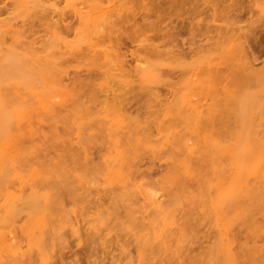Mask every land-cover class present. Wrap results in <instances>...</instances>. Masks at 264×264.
<instances>
[{"label":"rangeland","instance_id":"374dc122","mask_svg":"<svg viewBox=\"0 0 264 264\" xmlns=\"http://www.w3.org/2000/svg\"><path fill=\"white\" fill-rule=\"evenodd\" d=\"M108 1L116 2L102 0V6ZM263 5L264 0H131L132 12L114 17L112 28L96 38V53L72 50L80 25L64 0H49L18 18L22 42L40 50L37 84L61 82L65 91L64 103L50 113L25 96L21 107L35 108L32 130L24 123L16 135L20 154L15 164L27 178L23 187L35 185L49 193L44 242L49 264H221L213 187L228 172L230 160L210 142L232 143L236 134L264 141ZM14 16L11 0H0V21ZM53 26L63 44L51 37ZM8 37L5 42L1 36L0 53L13 44ZM235 39L240 43L231 51L214 52ZM145 46L179 54L174 61L170 53L174 62L159 67L154 84L136 72L135 58L141 66L154 61L151 56L156 60ZM205 48L213 53L209 58ZM196 51L205 62L215 56L213 63L219 65L213 71L204 68L205 62L199 67L202 56ZM53 52L56 64L48 66ZM192 59L199 60L201 69L195 92L205 102L197 119L176 98L195 67ZM4 96L7 103L19 100L10 87ZM115 115L124 119L117 140L126 155L125 188L106 185L102 178L113 149L109 121ZM166 135L169 144L152 148ZM185 140L194 144L190 177L185 175ZM33 170L40 177L29 179ZM135 183L164 193L162 206L175 214V227L161 242L153 234L160 217L136 192ZM7 184L18 187L16 179ZM238 212L228 217L236 264H264V178ZM61 220H76L78 233L70 227L56 232ZM8 258L0 264H40L34 252Z\"/></svg>","mask_w":264,"mask_h":264},{"label":"bare ground","instance_id":"6f19581e","mask_svg":"<svg viewBox=\"0 0 264 264\" xmlns=\"http://www.w3.org/2000/svg\"><path fill=\"white\" fill-rule=\"evenodd\" d=\"M48 1L11 0V7L15 16L7 22L0 21V42H7L3 37L8 35V41L13 43L9 45L10 47L6 49L5 53H0V187H3V190L0 191V263L4 258L9 257L14 260L19 256H24L25 253L34 252L40 264H49L44 248L46 247L44 242L45 230L47 229L46 214L50 203L49 193L35 185H29L24 188L27 178L18 171L15 164L20 154L16 135L21 131L24 123L28 126L29 131L32 130L31 117L32 112L35 110V108L21 107L24 97L30 96L34 98L37 103L36 108L41 109L44 113H50L56 105L64 103L65 91L61 82L37 84L38 78L42 76V72L39 71L42 67L38 66L40 50L33 44L22 42L20 32L17 29L18 18L24 16L32 7L45 4ZM130 1H108L107 6H102V0H64L65 8L78 19L80 25V28L75 32L76 44L71 46L72 50L83 48L89 52L96 53V38L101 36L105 30L112 28L114 17L121 16L125 11L130 10L132 12ZM260 8V11L264 13V5ZM50 32L55 44H63L57 26H53ZM1 36L4 41L1 40ZM238 43H240L239 40L235 39L232 40L227 49L220 46H217L218 48L215 46L216 48L212 49L216 53L217 50L231 51ZM155 47L145 46L146 49L149 48L150 50H145V48L144 50L145 52L149 51L150 54L153 53L156 60L150 55L154 61L150 60V63L147 64L148 60H145L146 65L141 66V60L138 58L134 59L137 76L142 78L146 84H154L158 79L157 71L159 67L174 62L179 57V54L174 56L175 53L170 52L175 57L174 61H170L171 54L169 52L152 50ZM197 52L200 51L195 53L201 57L202 55ZM209 52L211 53V50L207 52L208 54L206 53L208 58L213 54ZM55 55H57L55 52L51 53L47 60L48 66L56 64ZM102 57L103 59L107 58L105 53H102ZM213 59L205 62L202 56L200 63L205 62L207 64L206 67H204L205 63L199 66V60L192 59L193 62L191 64H195V67H192V65L190 67L192 70H189V73L192 71V74L190 73V77L188 76L189 78L187 77L183 82L182 88L180 87L181 90L179 89L181 92L176 91L180 95L176 94V92L173 94L175 96L178 95L176 97L177 105L190 111L196 119L201 115L205 104V102L198 99L195 92V88L199 83V71L201 70L198 66L210 67L213 71L219 65L218 63H213ZM214 64H216L215 67H213ZM6 87L11 88L14 97H18V101L6 102L4 96ZM169 116L170 114L166 113L164 118ZM109 122V129L114 134L113 149L105 158L102 178L106 185L125 188L127 181L125 172L126 155L122 149H119L117 140V134L124 128V119L120 115H115ZM163 139H165L164 142H160L159 145H155L152 148H163L170 143L169 135H166ZM210 143L218 148L220 154L227 155L230 160L228 172L225 176L218 178L213 187L215 196L212 201V210L221 235V264H236V255L229 237L230 222L228 217L230 214H234V216L239 214L240 202L247 200L251 190L260 179L264 178V141L255 143L248 138L247 134H236L232 143L223 145H217L214 142ZM183 147L186 156L184 161L185 175L190 177L192 176V171L188 157L194 151V144L189 140H185ZM38 177H40L39 172L33 170L28 178L34 179ZM10 178L18 181L17 188L11 189L9 187L7 182ZM134 187L136 192L147 203V206L160 217V223L157 224L159 227L156 226L157 229L155 227L153 234L154 239L160 242L163 241L164 233L167 230H173L176 223L173 210L169 211L162 206L165 194L151 186L145 185V183H137ZM21 221L19 230H17L16 224ZM66 221L61 220L56 232L70 227V231L73 234H77L78 226L76 225V220V223ZM99 223L102 224V222Z\"/></svg>","mask_w":264,"mask_h":264}]
</instances>
